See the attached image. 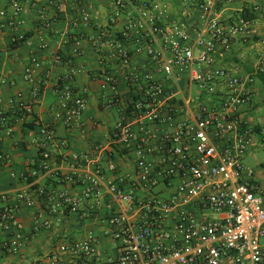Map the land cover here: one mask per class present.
I'll return each mask as SVG.
<instances>
[{
	"label": "built area",
	"instance_id": "obj_1",
	"mask_svg": "<svg viewBox=\"0 0 264 264\" xmlns=\"http://www.w3.org/2000/svg\"><path fill=\"white\" fill-rule=\"evenodd\" d=\"M66 1L69 0H48V3L61 10ZM70 1L77 10L71 25L91 27L93 18L83 0ZM110 1L114 9L109 25L125 19L123 36L133 43V48L129 49L124 40L116 38L107 28L101 30L97 49L101 63L107 64L101 83L106 90L104 108L120 109L112 136L119 144L129 145L134 140L132 119L139 125L141 134L133 179L144 193L139 195L136 189L125 187L131 179L128 173L107 177V172H115L117 166L110 152L98 143L85 151L66 153L70 171L53 168L50 160L54 151L66 147L67 142L56 143L54 124H40L41 137L35 140L38 158L22 174L33 181L14 193L0 194V233L7 234L0 240V252L18 253L24 247L26 238L19 216L23 207L34 210V230L58 227L72 213L83 218L97 217L102 207H106L109 213L102 219L107 225L104 232L119 242L117 257H101L93 232L82 239H71L64 232V241L56 251L44 256L43 264H264V192L253 179L254 170L245 162L257 143V132L240 114L241 107L252 98L255 78L217 65L219 57L231 50L234 33L250 32L249 21L243 19L231 30L225 29L219 5L235 0H185L199 10V28L193 36L185 22H162L166 3ZM23 2L10 0V9H0V16L6 18L5 26L17 29L25 23ZM40 14L45 23L50 21L44 10ZM23 38L13 36L14 41ZM158 39L167 53L155 46ZM135 54H145L154 62L165 58L168 70L186 73L192 84L219 101L213 109L199 101L190 120L173 131H164L161 135L164 147L157 163L148 159L156 149L150 142L153 133L146 124L173 121L177 114L172 102L174 91L167 90L152 74L142 75L132 68ZM72 55L80 57L83 52L76 47ZM62 59L61 53L53 55L54 63ZM69 62V69L55 79L58 94L55 120L69 131L83 133L87 128L84 114L88 99L73 85L81 68L74 66L71 58ZM109 63L117 68L108 66ZM118 68H128L129 83L143 89L126 105L119 91ZM41 69L42 62L34 57L24 70V77L31 84L29 100H23L21 92L16 100H9L20 112L22 121L34 112L40 96ZM45 75L48 78L50 73ZM161 95L167 99L159 100ZM191 102L185 100L187 105ZM13 130L10 111L0 97V132L11 134ZM259 136L264 144V133ZM6 159L0 152V164ZM42 177H49L52 182L40 183L38 179ZM175 177H179L177 184L173 181ZM63 184H82V195L59 188Z\"/></svg>",
	"mask_w": 264,
	"mask_h": 264
},
{
	"label": "crops",
	"instance_id": "obj_2",
	"mask_svg": "<svg viewBox=\"0 0 264 264\" xmlns=\"http://www.w3.org/2000/svg\"><path fill=\"white\" fill-rule=\"evenodd\" d=\"M150 3L161 1L167 4L163 15L164 24L181 21L188 24L193 32L199 28V10L194 4L185 0H144ZM84 5L90 10L93 25L89 28H75L71 25V19L77 15L76 6L73 2L66 1L61 10L50 6L48 0H24L22 17L25 23L17 29L5 26L6 18L0 16V97L4 106L10 111L11 122L14 130L11 134L6 131L0 132V152L7 159L0 164V194L14 193L28 183L32 178H24L22 174L27 172L31 163L38 158V149L35 140L39 139L40 124H54L57 130L56 143L66 140V147H58L50 160L53 168L61 172L72 169L65 158L70 150L85 151L96 143L101 144L111 154L117 168L115 172H107V177L115 178L116 175L130 174L131 179L125 183L128 189H136L139 195L144 191L135 185V173L137 170L136 146L141 134L139 125L134 123L136 136L129 145H123L112 139L113 131L119 119L120 109L104 108V93L101 83L103 80V69L107 64L100 61L98 39L102 29L107 28L118 39L124 40L129 49L133 43L127 41L123 36L125 19H121L116 25H109V17L114 6L110 0H83ZM0 9H10V0H0ZM44 10L49 17L45 23L40 11ZM219 15L225 29L231 30L241 20L249 21L250 32L234 33L232 48L224 56H220L217 65L234 68L243 75L255 78L252 85L253 95L249 103L241 107L240 114L243 121L256 130L257 143L253 145L245 158L247 166L254 170L253 179L258 182L264 192V173L255 171L247 163V158L253 155L256 149L264 148L260 142V133H264V0H235L228 3H220ZM24 36V39L14 41L13 36ZM45 45V46H43ZM159 49H166L161 40L155 42ZM80 47L83 55L75 57L73 49ZM61 53L63 59L60 63H54L53 55ZM42 62V69L38 75L43 80L42 90L34 105V112L24 121L20 119V112L9 100L17 99L18 93H22L23 100H29L31 84L24 77V70L33 58ZM72 64L81 68L73 80L75 90L85 93L88 99L84 117L87 122L85 132L78 130L69 131L64 125L55 120L58 112V94L55 91V79L64 73ZM108 66L116 67L109 63ZM132 68L137 69L140 74H152L154 78L161 80L166 89L174 91L173 104L176 106L177 114L172 122L158 121L148 122L146 125L153 133L150 140L156 149L148 155V159L157 163L160 160L164 141V131L175 130L180 123L187 122L193 117L198 102L201 101L209 109L217 108L219 101L217 97L203 92L197 85L192 84L188 75L178 74L173 69L168 70L167 60L154 62L145 54H135L132 59ZM50 76L47 78L46 73ZM128 68H118L117 77L119 91L123 103L126 105L132 98L142 94L140 86H133L128 81ZM144 86L145 83L142 82ZM167 99L161 95L159 100ZM190 99V105L185 100ZM249 159V158H248ZM264 165V162L261 163ZM40 183H51L49 177L39 178ZM179 182V177L173 179ZM59 188H65L72 194L81 196L82 184H63ZM33 209L23 207L20 211L22 221L21 231L25 236L24 247L18 253L3 254L0 252V264H43L44 256L56 251L58 245L64 241L63 233H67L71 239H82L88 233L93 232L98 241V249L101 257H117L120 253L119 242L105 234L106 222L102 219L109 213L106 207H102L97 217L83 218L78 213H72L66 221L53 229H33ZM7 237L6 233H0V240Z\"/></svg>",
	"mask_w": 264,
	"mask_h": 264
},
{
	"label": "rangeland",
	"instance_id": "obj_3",
	"mask_svg": "<svg viewBox=\"0 0 264 264\" xmlns=\"http://www.w3.org/2000/svg\"><path fill=\"white\" fill-rule=\"evenodd\" d=\"M248 158L246 160L247 163L251 165L257 173H264V165L261 164L264 162V148L256 149L254 154L250 155Z\"/></svg>",
	"mask_w": 264,
	"mask_h": 264
},
{
	"label": "trees",
	"instance_id": "obj_4",
	"mask_svg": "<svg viewBox=\"0 0 264 264\" xmlns=\"http://www.w3.org/2000/svg\"><path fill=\"white\" fill-rule=\"evenodd\" d=\"M24 39V38H23Z\"/></svg>",
	"mask_w": 264,
	"mask_h": 264
}]
</instances>
